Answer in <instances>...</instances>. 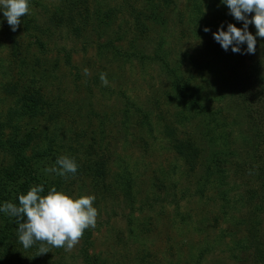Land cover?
Here are the masks:
<instances>
[{"label": "rangeland", "instance_id": "rangeland-1", "mask_svg": "<svg viewBox=\"0 0 264 264\" xmlns=\"http://www.w3.org/2000/svg\"><path fill=\"white\" fill-rule=\"evenodd\" d=\"M66 4L69 16L59 12ZM29 9L15 32L0 13L4 140L32 148L57 138L55 149L65 144L78 170L47 185L59 177V190L94 195L98 210L90 241L56 248L52 263L251 264L253 244L264 247V214L253 239L249 224L258 202L251 192L264 183L254 171L264 136L228 76L240 53L213 38L221 25L243 22L220 0H30ZM256 40L236 66L264 79ZM161 55L207 112L190 97L175 99V76ZM261 80L250 82L253 92L263 90ZM36 108L41 114L31 116ZM175 137L202 152L196 169L173 150ZM91 164L104 175L96 178ZM10 174L19 172L0 150V185ZM5 201L18 205L0 191ZM6 251L16 254L8 260ZM31 253L18 240L16 218L0 213V264H29Z\"/></svg>", "mask_w": 264, "mask_h": 264}, {"label": "clouds", "instance_id": "clouds-1", "mask_svg": "<svg viewBox=\"0 0 264 264\" xmlns=\"http://www.w3.org/2000/svg\"><path fill=\"white\" fill-rule=\"evenodd\" d=\"M226 5L229 14L243 22L238 28L229 23L226 30L221 25L213 38L224 51L231 48L233 53L253 54L256 49V37H264V0H220ZM30 0H0V13L13 32L21 23V18L29 13ZM254 15L249 18V14ZM249 24L256 29L255 36L249 32ZM205 32L210 31L204 28ZM246 44L242 51L241 46ZM87 74V69L84 70ZM101 81L107 85V79L101 74ZM78 164L74 157L61 155L55 165L46 171L61 177L76 174ZM95 196L81 194L79 196L58 190L52 186L45 193L43 183L33 184L25 194L18 196V205L10 201L0 202V213L17 220L18 240L23 248L28 249L36 242H44L54 248L72 249L83 235V232L94 227L98 210L93 206ZM39 254L49 252L43 245Z\"/></svg>", "mask_w": 264, "mask_h": 264}, {"label": "trees", "instance_id": "trees-1", "mask_svg": "<svg viewBox=\"0 0 264 264\" xmlns=\"http://www.w3.org/2000/svg\"><path fill=\"white\" fill-rule=\"evenodd\" d=\"M72 5H67L63 9H59V12L63 14L64 16H69L70 14H67V12H71ZM254 15V13H250L249 18ZM74 17H77L73 15ZM84 20V19H83ZM251 25L252 34L255 36L256 29L254 25ZM257 38V37H256ZM260 38L263 46H264V37H258ZM259 41V40H258ZM69 56V54H68ZM70 57V56H69ZM164 64L166 70L169 71V73L173 74L175 76V81L172 82V89L174 90V96L177 101H185L186 98H191V103L201 111L207 112V110L204 108V106L198 101L192 94H189V87L187 83H184L182 78L179 75V70L171 67V65L168 63V60L164 56L158 57ZM236 59L234 61L235 64H229L228 66V76L231 78L233 84L236 85V95L238 96V99L244 104L247 108V114L249 122L252 126V128L256 129L259 133V136H264V87L262 91L259 92H253L251 90V83L252 80L255 78L262 79L261 83L264 84V79L259 75L260 73H254L251 69H239L236 65L239 62L244 63V59L242 57V54H240V57L234 58ZM180 65V64H179ZM178 65V66H179ZM245 68V67H244ZM258 71V70H257ZM251 82V83H250ZM139 112H143L140 108H137ZM31 116H36L38 114H41V110L30 109ZM4 128L3 125L0 123V150L6 153L11 161L13 162L14 169L19 172L18 176H14L10 174V176L7 178V181L0 185V191L5 192L7 197H11L12 201H18V196L20 193L25 192L28 190V185L33 184H40L43 183L45 186V193L48 191V189L52 186H55L58 190L60 189L61 181L59 180V177H57V181L55 182V185H51L50 187L47 185V183L51 180V176H56L55 173H49L46 170L52 166L55 165L56 159L61 155H66L64 151L66 150V147L62 144L60 148L55 149V144H57V138L51 139L49 143L44 146H39V143L37 142V145L34 147H30L27 144H25L23 139H7L4 140ZM60 141V140H59ZM264 142V140H262ZM258 146L256 152L259 154L258 160L262 163L261 168L259 171L254 170L258 174H260V179L264 180V144ZM172 148L176 152L178 156H180L183 160H185L186 163H193V169H196L197 165L199 164V158L202 156L200 149L196 146V144L192 141H185L181 140L178 137H175L172 140ZM261 147V148H260ZM260 148V150H259ZM80 152L78 151L77 154ZM71 154V152L69 153ZM200 155V156H199ZM197 160V161H196ZM201 160V159H200ZM197 164V165H196ZM94 164L88 165V168H90V172L92 174H95L96 178L102 177L104 175V170L102 171L103 167H93ZM24 175L28 177V181L24 182ZM30 182V183H29ZM264 182V181H263ZM32 183V184H31ZM261 191L263 193H261ZM250 195V194H249ZM248 195V196H249ZM251 199H258L254 206H253V214L250 213V231H251V238H255L258 234L259 228L262 227V216L264 214V183H261L260 185V191L256 190L254 192H251ZM15 204V203H14ZM251 217L254 221L251 220ZM83 237L87 239V242L90 241L92 238V234L88 229H86L83 232ZM259 243V242H258ZM258 243H254L252 248L250 250H253L250 255L252 258L251 264H264V247H259ZM47 247L48 251L47 253H44L43 256H40L39 254V248L41 246ZM8 247V246H7ZM6 247V248H7ZM8 250V248H7ZM28 252H32L31 255V261L29 264H54L52 263L54 256H58L56 253V248L51 247L44 242H36L32 247L26 249ZM54 251L51 253V251ZM16 252V250H15ZM15 252L6 251V255L8 254L9 259L11 257L15 256ZM12 253V254H11ZM5 255V256H6ZM87 262L92 263V257L90 255L87 256Z\"/></svg>", "mask_w": 264, "mask_h": 264}]
</instances>
